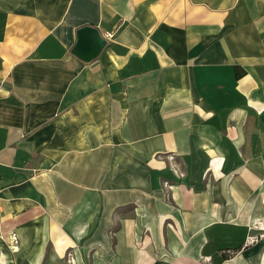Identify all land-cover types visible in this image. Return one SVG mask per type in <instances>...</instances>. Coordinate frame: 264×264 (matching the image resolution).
Segmentation results:
<instances>
[{
    "label": "crops",
    "instance_id": "obj_1",
    "mask_svg": "<svg viewBox=\"0 0 264 264\" xmlns=\"http://www.w3.org/2000/svg\"><path fill=\"white\" fill-rule=\"evenodd\" d=\"M83 24L114 33L89 61ZM78 241L264 264V0H0V264Z\"/></svg>",
    "mask_w": 264,
    "mask_h": 264
},
{
    "label": "rangeland",
    "instance_id": "obj_2",
    "mask_svg": "<svg viewBox=\"0 0 264 264\" xmlns=\"http://www.w3.org/2000/svg\"><path fill=\"white\" fill-rule=\"evenodd\" d=\"M128 209H131V205L121 207L117 215H122ZM119 225L120 223L117 219L114 220L111 226L108 228L107 233L111 236L112 240H114L113 231L117 229ZM94 243L95 244H92L91 242H71V246L62 249L61 251V264H95V260H98L99 263H104L106 262V260H112L111 256H105L107 255V253L102 243ZM96 246L102 253H99V251L98 253H93L94 251L92 248ZM103 252L105 253V255H103ZM70 260L73 262L70 263Z\"/></svg>",
    "mask_w": 264,
    "mask_h": 264
},
{
    "label": "water",
    "instance_id": "obj_3",
    "mask_svg": "<svg viewBox=\"0 0 264 264\" xmlns=\"http://www.w3.org/2000/svg\"><path fill=\"white\" fill-rule=\"evenodd\" d=\"M106 43L107 40L96 26L83 24L76 28L71 52L83 61H89L101 52Z\"/></svg>",
    "mask_w": 264,
    "mask_h": 264
},
{
    "label": "built area",
    "instance_id": "obj_4",
    "mask_svg": "<svg viewBox=\"0 0 264 264\" xmlns=\"http://www.w3.org/2000/svg\"><path fill=\"white\" fill-rule=\"evenodd\" d=\"M113 34H114L113 32L105 31V32L102 33V36L106 40H108V39L112 38ZM8 237H9L10 248L16 249L17 245H18V236H17V234L14 231H9Z\"/></svg>",
    "mask_w": 264,
    "mask_h": 264
}]
</instances>
